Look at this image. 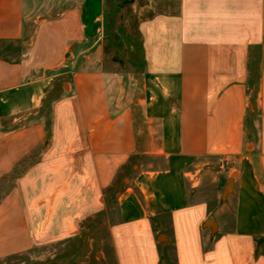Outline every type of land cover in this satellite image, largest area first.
<instances>
[{"label":"crops","instance_id":"obj_1","mask_svg":"<svg viewBox=\"0 0 264 264\" xmlns=\"http://www.w3.org/2000/svg\"><path fill=\"white\" fill-rule=\"evenodd\" d=\"M118 1L0 0V259L106 212V264H264V0H163L142 69Z\"/></svg>","mask_w":264,"mask_h":264},{"label":"rangeland","instance_id":"obj_2","mask_svg":"<svg viewBox=\"0 0 264 264\" xmlns=\"http://www.w3.org/2000/svg\"><path fill=\"white\" fill-rule=\"evenodd\" d=\"M167 1L120 0L110 9L109 39L107 51L110 67L118 61V66L142 69L146 66L145 46L141 26L144 21L168 11ZM27 44L19 41L9 43L1 55L16 58ZM112 63V64H111ZM116 65V64H114ZM114 209L108 208L110 213ZM107 214H100L97 222L74 239L42 246L30 252L0 259V264H106L105 254L110 249L107 235ZM258 252L264 254V240L259 242Z\"/></svg>","mask_w":264,"mask_h":264},{"label":"water","instance_id":"obj_3","mask_svg":"<svg viewBox=\"0 0 264 264\" xmlns=\"http://www.w3.org/2000/svg\"><path fill=\"white\" fill-rule=\"evenodd\" d=\"M232 185H233V178H231L229 180V183H228L227 188H226V192H229V190L232 187ZM210 224H212V226H213V223L211 221H210Z\"/></svg>","mask_w":264,"mask_h":264},{"label":"trees","instance_id":"obj_4","mask_svg":"<svg viewBox=\"0 0 264 264\" xmlns=\"http://www.w3.org/2000/svg\"><path fill=\"white\" fill-rule=\"evenodd\" d=\"M262 240H264V239L261 238V239L259 240V242H261Z\"/></svg>","mask_w":264,"mask_h":264}]
</instances>
